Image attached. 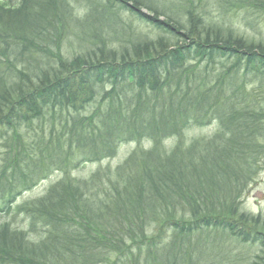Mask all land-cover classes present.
Listing matches in <instances>:
<instances>
[{
    "label": "trees",
    "instance_id": "16d2710c",
    "mask_svg": "<svg viewBox=\"0 0 264 264\" xmlns=\"http://www.w3.org/2000/svg\"><path fill=\"white\" fill-rule=\"evenodd\" d=\"M215 1L264 15V0ZM204 9L0 0V213L27 225L0 223V264H264V217L242 209L264 173V40ZM125 143L138 147L114 169L71 175ZM239 246L260 254L247 263Z\"/></svg>",
    "mask_w": 264,
    "mask_h": 264
},
{
    "label": "rangeland",
    "instance_id": "374dc122",
    "mask_svg": "<svg viewBox=\"0 0 264 264\" xmlns=\"http://www.w3.org/2000/svg\"><path fill=\"white\" fill-rule=\"evenodd\" d=\"M14 1L16 0H13V2ZM200 1H202V4L205 6V9L201 11L202 13H205L206 19L215 20V22L222 24L225 27H229L233 29L235 33L249 40H255V41L259 39L264 40V15H257V14L244 13V12L225 14L218 7L216 1H215V5H214V0H200ZM168 3L170 4V2ZM82 5L83 4H79V6L77 7H80ZM141 10L147 15H150V12L145 8H141ZM119 14L124 22H132L131 19L133 18V16L130 14V12L120 11ZM161 19L164 18L161 17ZM138 29L151 37H153L157 33L156 29L144 23H141ZM213 130H214V126H208L200 129L193 128L189 133L209 134L213 132ZM137 147L138 144L136 143L121 144L118 148L117 154L113 158L104 160L100 163H82L77 170L72 171L71 175L77 179H86L89 177L91 173H93L95 170L99 168L114 169L129 155V153L133 149ZM61 178H62V174L59 172H54L48 175L43 180L39 181L31 190L26 191L21 196H19L16 199L15 204L16 205L22 204L25 201H31L43 196L47 191V189L49 188V186H51ZM242 209L248 213L254 215L260 214L264 217V173L259 175L255 183L246 192L245 196L243 197ZM2 222H9L13 227L19 229H27L26 222L22 221L21 216H14V215L7 216V215H2L0 213V223ZM237 248L241 251L243 255H245L247 259V263L255 261L256 255H258L259 253V250H256V247L239 246ZM236 250L230 247V252L232 254H235Z\"/></svg>",
    "mask_w": 264,
    "mask_h": 264
}]
</instances>
